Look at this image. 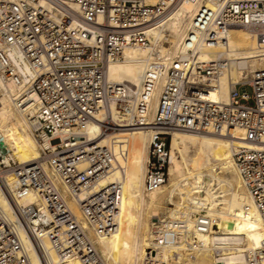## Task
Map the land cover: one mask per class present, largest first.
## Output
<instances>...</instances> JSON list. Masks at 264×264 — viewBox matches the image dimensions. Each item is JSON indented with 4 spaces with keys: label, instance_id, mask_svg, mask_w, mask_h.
<instances>
[{
    "label": "built area",
    "instance_id": "obj_1",
    "mask_svg": "<svg viewBox=\"0 0 264 264\" xmlns=\"http://www.w3.org/2000/svg\"><path fill=\"white\" fill-rule=\"evenodd\" d=\"M184 1L0 0V107L5 98L29 113L41 150L20 164L5 165L0 155V199L7 204H0V264H31L25 241L41 264H51L44 240L58 260L75 256L82 264H102L66 198L78 201L96 235L107 236L117 228L121 185L115 180L94 188L116 158L110 146L89 143L85 128L114 96L108 62L120 59L128 46L147 44V30ZM191 1L198 4L185 36L191 47L166 72L150 124L156 130L145 185L152 189L167 179L170 129L240 127L244 138L234 148V164L264 223V69L231 83L224 102L213 79L219 60L196 58L205 44L224 46L230 29L264 24V0H211L212 7L206 0ZM83 161L87 165L80 170ZM30 192L39 203L21 204Z\"/></svg>",
    "mask_w": 264,
    "mask_h": 264
},
{
    "label": "bare ground",
    "instance_id": "obj_2",
    "mask_svg": "<svg viewBox=\"0 0 264 264\" xmlns=\"http://www.w3.org/2000/svg\"><path fill=\"white\" fill-rule=\"evenodd\" d=\"M205 4L213 6L211 0ZM197 8L196 2L185 0L147 30V44L124 48L122 57L106 66L107 79L115 85L114 96L94 113L85 132L89 143L110 146L116 158V166L94 186L99 189L120 181L116 230L107 236L96 235L85 224L78 201L66 198L69 209L87 228L102 264H264V223L233 159L234 148L243 143L242 128L170 129L167 181L152 189L145 185L149 146L156 130L150 124L172 60L185 57L191 47L185 36ZM225 38L224 46H202L196 58L219 60L213 79L220 99L227 102L231 83L264 69V24L232 28ZM108 128L110 132L105 130ZM0 143L5 165L41 155L29 113L5 98L0 107ZM86 165L83 161L78 168ZM19 202L26 205L39 200L30 192ZM164 202H174L175 208H166ZM0 204L7 209L2 199ZM161 207L166 208L167 217H157L158 209L164 210ZM200 211L205 213L198 214ZM148 217L157 221L148 226ZM43 244L51 264H82L75 256L58 260L49 242ZM25 245L31 264H41L30 242Z\"/></svg>",
    "mask_w": 264,
    "mask_h": 264
},
{
    "label": "rangeland",
    "instance_id": "obj_3",
    "mask_svg": "<svg viewBox=\"0 0 264 264\" xmlns=\"http://www.w3.org/2000/svg\"><path fill=\"white\" fill-rule=\"evenodd\" d=\"M240 91H241V89H240ZM246 92L247 93H250L251 92V88L250 87H246ZM107 132H110L111 131V128H108V129H105ZM166 141H167V148L169 147V142H170V136H168L167 137V139H166ZM165 181H167V179L165 180ZM175 200V199H174ZM173 204V205H172ZM175 204H174V202H172L171 204L169 203V202H164V206L166 207V208H175V206H174ZM164 209L163 211H161L160 210V208L158 209V211H157V213H158V216L157 217H167V210H165L166 208H164V207H161V209ZM166 211V212H165ZM164 213V214H163ZM201 213H205V212H202V211H200V212H198V214H201ZM156 219V217H148V226L150 225V223L151 222H156L157 221V219ZM151 220V221H150ZM222 220V222L224 223V220L223 219H221ZM150 222V223H149ZM214 228H216V225H214L213 226ZM210 259H211V256H210ZM212 261H213V258H212Z\"/></svg>",
    "mask_w": 264,
    "mask_h": 264
}]
</instances>
